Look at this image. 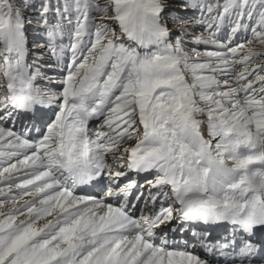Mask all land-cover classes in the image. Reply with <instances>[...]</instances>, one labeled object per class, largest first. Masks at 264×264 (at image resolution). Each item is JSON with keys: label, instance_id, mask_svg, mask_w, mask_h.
Instances as JSON below:
<instances>
[{"label": "snow or ice", "instance_id": "6c2138e0", "mask_svg": "<svg viewBox=\"0 0 264 264\" xmlns=\"http://www.w3.org/2000/svg\"><path fill=\"white\" fill-rule=\"evenodd\" d=\"M5 206L0 264H264V0H0Z\"/></svg>", "mask_w": 264, "mask_h": 264}, {"label": "rangeland", "instance_id": "374dc122", "mask_svg": "<svg viewBox=\"0 0 264 264\" xmlns=\"http://www.w3.org/2000/svg\"><path fill=\"white\" fill-rule=\"evenodd\" d=\"M6 210H7V206H5V208H3V209H0V211H6Z\"/></svg>", "mask_w": 264, "mask_h": 264}]
</instances>
